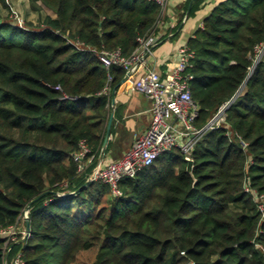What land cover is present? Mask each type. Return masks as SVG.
<instances>
[{
    "label": "trees",
    "instance_id": "trees-1",
    "mask_svg": "<svg viewBox=\"0 0 264 264\" xmlns=\"http://www.w3.org/2000/svg\"><path fill=\"white\" fill-rule=\"evenodd\" d=\"M38 1L50 15L36 31L0 13V229L21 223L33 201L28 238L6 243L0 235V264H13L18 253L24 264H72L83 251L94 253L91 264H264V220L243 189L248 183L264 194V55L250 71L255 46L264 44V0L219 2L187 42L197 127L245 83L220 126L196 142L192 175L174 148L123 179L118 197L101 181H86L123 71L105 69L71 42L129 56L161 7L151 0ZM82 141L93 159L78 173Z\"/></svg>",
    "mask_w": 264,
    "mask_h": 264
},
{
    "label": "built area",
    "instance_id": "built-area-1",
    "mask_svg": "<svg viewBox=\"0 0 264 264\" xmlns=\"http://www.w3.org/2000/svg\"><path fill=\"white\" fill-rule=\"evenodd\" d=\"M151 1L159 4L162 9L168 3V0ZM157 26L158 22L148 35L136 38L137 47L129 56L123 55L120 49H96L83 46L78 41L71 42L80 50L92 52L105 69L109 70L114 66L121 69L124 76H127L125 82L131 89L145 95L151 103L150 121L145 130L137 135L120 158L105 163L98 162L96 170L88 177L90 181L99 180L106 184L114 197L121 195L119 184L123 179L136 176L140 170L152 165L162 154L179 148L186 158H190L191 151L202 133L220 126L225 119V109L234 100L232 97L225 101L205 125L197 127L195 122L200 108L193 99L191 91V80L194 77L191 72V59L194 57V51L187 44L180 46L175 61L168 64L163 73L150 67L148 57L152 54L157 39ZM253 55V66L250 71L264 55V44L256 45ZM111 81L112 76L108 73L104 93L109 92ZM54 88L60 89L59 86ZM62 99L75 100L76 97L63 95ZM245 146L246 143L243 144V147ZM90 152L89 146L82 141L79 151L74 154L78 173L83 172L91 163L93 156L89 157ZM243 189L255 202L260 212V220H264V194H259L248 183L244 184ZM28 213L24 209L22 222ZM18 234H21V238L24 234L20 223L0 229V235L8 236L6 243L17 240ZM257 246L261 247L258 244ZM13 264H24L21 253L16 255Z\"/></svg>",
    "mask_w": 264,
    "mask_h": 264
},
{
    "label": "crops",
    "instance_id": "crops-1",
    "mask_svg": "<svg viewBox=\"0 0 264 264\" xmlns=\"http://www.w3.org/2000/svg\"><path fill=\"white\" fill-rule=\"evenodd\" d=\"M221 1L223 0H203L198 8L193 9L196 0H168L166 7L161 8L156 30L157 39L153 52L148 57L149 66L161 73L165 72L168 64L175 61L178 48L187 44L195 31L202 27L203 20L211 9ZM47 15L50 13L47 12ZM121 81L111 90L110 106L112 91L116 90L113 116L115 124L113 131L109 130L102 155V147L100 149L97 163L120 158L150 121V100L132 90L126 83L120 84ZM109 142L111 145L106 150Z\"/></svg>",
    "mask_w": 264,
    "mask_h": 264
},
{
    "label": "rangeland",
    "instance_id": "rangeland-1",
    "mask_svg": "<svg viewBox=\"0 0 264 264\" xmlns=\"http://www.w3.org/2000/svg\"><path fill=\"white\" fill-rule=\"evenodd\" d=\"M7 6H3L0 0V13L4 21L19 27L31 30L42 29L43 19L47 11L40 6L38 0H4ZM243 87H241L240 92ZM29 214V213H28ZM21 229L25 230V223L21 221ZM94 253L92 251H83L77 255L72 264H91Z\"/></svg>",
    "mask_w": 264,
    "mask_h": 264
},
{
    "label": "water",
    "instance_id": "water-1",
    "mask_svg": "<svg viewBox=\"0 0 264 264\" xmlns=\"http://www.w3.org/2000/svg\"><path fill=\"white\" fill-rule=\"evenodd\" d=\"M248 77H249V75H248ZM248 77H247V79H248ZM126 79H127V76L125 75L124 77H123V79H122V81H121V83L120 84H122V83H126L125 81H126ZM119 84V85H120ZM128 86H129V84L128 83H126ZM244 85H245V83L241 86V87H244ZM130 87V86H129ZM241 89V88H240ZM240 89L236 92V94L233 96V99H235L236 98V96L240 93ZM115 89L112 91V100H111V109H110V111H109V115H108V121H107V125H106V133H105V136H104V140H103V144H102V149H101V155H102V153H103V150H104V147H105V145H106V142H107V139H108V135H109V130H110V127H111V123H112V120H113V116H114V94H115ZM186 161H187V165H186V171L190 174V175H192V166H193V160L191 159V158H186ZM96 167H97V165H95V167L93 168V170H92V172H91V175L94 173V171L96 170ZM89 182H91L90 181V179L89 178H87V181H86V184H88ZM86 184H84L83 186H81V187H79L76 191H72V192H69V193H67L68 195H71V194H74L75 192H78V191H80L82 188H84L85 186H86ZM54 194L55 195H59V196H64V195H67V194H59V193H56V192H54ZM44 195V193L43 194H41V195H39V197H41V196H43ZM38 197V198H39ZM33 201H31L28 205H27V207L25 208V212L26 213H28L29 212V209H30V206H31V203H32ZM24 223H25V230H24V234H23V236H22V238L18 241V243H22V242H24L27 238H28V236L30 235V225H29V215H26V216H24Z\"/></svg>",
    "mask_w": 264,
    "mask_h": 264
}]
</instances>
